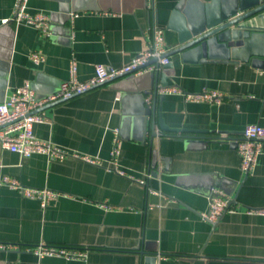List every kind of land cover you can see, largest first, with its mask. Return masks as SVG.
<instances>
[{
    "label": "crops",
    "instance_id": "1",
    "mask_svg": "<svg viewBox=\"0 0 264 264\" xmlns=\"http://www.w3.org/2000/svg\"><path fill=\"white\" fill-rule=\"evenodd\" d=\"M15 1L0 0V102L24 82L37 98L56 92L72 59L80 81L96 65L122 68L154 24L168 52L176 43L168 22L177 0H28L29 13L49 16L48 37L10 20ZM70 14L77 15L71 22ZM258 34L264 38V31ZM250 40L229 62L168 56V85L186 93L216 91L223 96L218 104L176 95H155L147 104L155 78L145 73L39 110L44 122L34 125L36 138L101 165L0 151V180L59 194L42 209L0 183V246H7L0 248V264H152L139 251L153 254V264H264V216L247 214L264 208V144L249 175L235 150L246 126L264 127V63L250 61L252 46L262 41ZM32 52L43 56L40 65L30 62ZM158 115L176 132L161 131ZM152 117L161 137L150 136ZM115 130L122 174L110 165ZM212 189L230 199L215 223L202 218ZM38 244L84 250L86 258H38L30 251Z\"/></svg>",
    "mask_w": 264,
    "mask_h": 264
},
{
    "label": "built area",
    "instance_id": "2",
    "mask_svg": "<svg viewBox=\"0 0 264 264\" xmlns=\"http://www.w3.org/2000/svg\"><path fill=\"white\" fill-rule=\"evenodd\" d=\"M27 4L28 0H16L10 20L15 24L29 25L43 37H48L49 16L43 12L29 13ZM76 16V14H70V22ZM149 35L148 39H144L142 50L122 68L109 69L103 65H96L93 76L88 80L80 81L76 76V62L72 59L69 63L68 79L59 84L56 92L37 98L28 82H24L21 86L11 90L6 99L0 102V151L17 154L20 158L41 155L48 162L62 161L67 157H72L91 165H101V161L97 158L81 156L52 142L36 138L33 127L35 124L44 122L42 116L37 112L46 106L68 100L118 77L139 76L145 73H153L156 70L161 71L169 64V58L165 57L168 48L164 43L163 30L154 24L149 29ZM29 59L35 66L40 65L44 60L40 52L30 53ZM152 60H156V62L150 63ZM154 95L163 97L176 95L185 102L191 103L218 104L223 99L222 94L216 91L203 90L199 93H186L177 86L167 85L157 86L155 92L146 96L145 102L148 104ZM113 133L110 165L112 169L122 174L118 171L120 153L118 133L116 130ZM262 144H264V127L258 125L246 126L242 131L241 139L235 142V150L240 159V170L245 175H249L254 169ZM0 183L14 190L23 198L36 200L42 209L59 196V194L48 189L26 188L17 180L7 176H3ZM139 183L143 184L144 182L140 180ZM207 200L208 211L202 215V218L210 223H215L229 210L230 199L220 190L212 189ZM247 214L264 216V208L247 210ZM0 248H7V246H0ZM30 251L38 258L51 257L64 260H85L86 258L84 250L45 244H38Z\"/></svg>",
    "mask_w": 264,
    "mask_h": 264
},
{
    "label": "water",
    "instance_id": "3",
    "mask_svg": "<svg viewBox=\"0 0 264 264\" xmlns=\"http://www.w3.org/2000/svg\"><path fill=\"white\" fill-rule=\"evenodd\" d=\"M168 28L176 33V43L165 57L180 54L183 60L229 62L239 47H246L248 39L251 38L249 42L262 41L252 46L255 51H252L250 56L251 59L256 58L250 59L251 64L260 68L261 63H264V38L261 39L258 34L259 31H264V0H212L210 3L200 0H177L170 14ZM155 62L156 60H152L150 63ZM151 75L155 78L154 92L157 86L168 85L169 75L166 67L161 71H154ZM159 98L162 99L163 96ZM145 113L147 115L148 110ZM147 127L148 123L145 121L143 129L146 131ZM158 127L163 132H176L165 126L159 115ZM155 129L156 120L152 117L150 136L161 137L163 134H157ZM142 141H145L144 137ZM153 153L154 151L152 155ZM151 162L152 166H155L154 158ZM138 254L144 263L155 262L153 254L143 251H139Z\"/></svg>",
    "mask_w": 264,
    "mask_h": 264
}]
</instances>
